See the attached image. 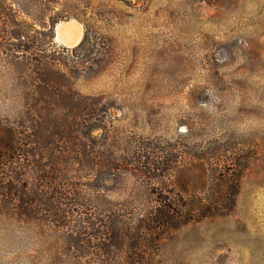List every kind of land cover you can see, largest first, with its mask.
Masks as SVG:
<instances>
[{
	"label": "trees",
	"instance_id": "obj_1",
	"mask_svg": "<svg viewBox=\"0 0 264 264\" xmlns=\"http://www.w3.org/2000/svg\"><path fill=\"white\" fill-rule=\"evenodd\" d=\"M70 18L84 33L65 47L54 27ZM120 20L98 0H0V218L53 228L61 264H150L164 233L233 212L251 158L238 145L192 153L115 132L116 99L78 82L107 70ZM126 176L157 194L107 199Z\"/></svg>",
	"mask_w": 264,
	"mask_h": 264
},
{
	"label": "rangeland",
	"instance_id": "obj_2",
	"mask_svg": "<svg viewBox=\"0 0 264 264\" xmlns=\"http://www.w3.org/2000/svg\"><path fill=\"white\" fill-rule=\"evenodd\" d=\"M98 2L121 20L107 70L78 88L116 99L115 132L155 148L199 153L226 143L251 155L233 212L164 233L149 263L264 264V0ZM67 20L82 39L83 25L59 22ZM153 186L146 192L126 176L104 196H155ZM59 246L53 228L0 218V264H61Z\"/></svg>",
	"mask_w": 264,
	"mask_h": 264
},
{
	"label": "bare ground",
	"instance_id": "obj_3",
	"mask_svg": "<svg viewBox=\"0 0 264 264\" xmlns=\"http://www.w3.org/2000/svg\"><path fill=\"white\" fill-rule=\"evenodd\" d=\"M60 29V34L57 36L56 41L64 46H74L81 40V25L74 21L69 20L68 22H63L57 24Z\"/></svg>",
	"mask_w": 264,
	"mask_h": 264
},
{
	"label": "water",
	"instance_id": "obj_4",
	"mask_svg": "<svg viewBox=\"0 0 264 264\" xmlns=\"http://www.w3.org/2000/svg\"><path fill=\"white\" fill-rule=\"evenodd\" d=\"M69 20H67V21H64V22H68ZM59 23H63V22H58L57 24H59ZM57 24L55 25V27H54V40H55V42H57L56 41V38H57V36L60 34V29L57 27ZM81 41V40H80ZM79 41V42H80ZM58 44H59V42H57ZM77 45V44H76ZM64 46V45H63ZM75 46V45H74ZM65 47H73V46H65Z\"/></svg>",
	"mask_w": 264,
	"mask_h": 264
}]
</instances>
